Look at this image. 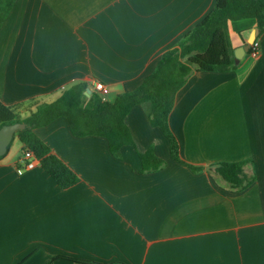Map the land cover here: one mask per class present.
Masks as SVG:
<instances>
[{
  "label": "crops",
  "instance_id": "1",
  "mask_svg": "<svg viewBox=\"0 0 264 264\" xmlns=\"http://www.w3.org/2000/svg\"><path fill=\"white\" fill-rule=\"evenodd\" d=\"M214 4L15 0L0 27V100L24 117L86 81L113 101ZM256 30V56L250 44L234 68L194 70L176 94L169 124L182 159L199 170L171 158L143 104L125 117L135 144L119 155L103 136L74 135L63 116L35 128L77 173L68 187L40 163L18 174L15 136L21 153L0 156V264H264V30L254 18L228 24L234 51ZM150 145L166 164L141 172L139 152ZM247 158L254 179L241 190L207 169Z\"/></svg>",
  "mask_w": 264,
  "mask_h": 264
},
{
  "label": "trees",
  "instance_id": "2",
  "mask_svg": "<svg viewBox=\"0 0 264 264\" xmlns=\"http://www.w3.org/2000/svg\"><path fill=\"white\" fill-rule=\"evenodd\" d=\"M14 2L15 0H0V27ZM245 18H254L259 30L263 31L264 0H215L212 9L200 21L184 33L174 46L162 52L154 69L139 85L120 92L113 101L103 98L98 91L87 95L85 91L89 83L80 81L65 88L55 100L40 103L24 117L14 107L0 100V127L7 123L25 122L26 127L14 135L22 142V150H32L40 159L41 166L57 184L68 187L78 181L77 173L51 152L49 145L36 133L35 128L63 116L74 135L103 136L108 140L111 153L119 155L123 145L135 144L125 117L134 105L143 104L151 123L158 126L168 138L171 158L199 170L200 166L182 159L178 139L169 124V114L177 92L194 70L224 71L236 66L228 24ZM257 41L256 37L254 43ZM139 156L141 172L156 171L166 164V160L155 152L152 145L139 152ZM249 162L251 159L248 158L222 161L217 165L216 171L231 187L241 190L254 179L245 169Z\"/></svg>",
  "mask_w": 264,
  "mask_h": 264
},
{
  "label": "water",
  "instance_id": "3",
  "mask_svg": "<svg viewBox=\"0 0 264 264\" xmlns=\"http://www.w3.org/2000/svg\"><path fill=\"white\" fill-rule=\"evenodd\" d=\"M257 31L258 30H256V32L249 38L248 42L245 45L239 46L235 49L234 52L236 62L242 57L243 53H245L249 49L251 42L254 41L255 36L257 35ZM90 92L91 87H87L85 93L88 95L90 94ZM25 127L26 123L22 121L3 124L0 127V156L4 155L8 151L9 145L12 142L15 133ZM215 166H217V164L208 165L207 169L212 171L213 167Z\"/></svg>",
  "mask_w": 264,
  "mask_h": 264
},
{
  "label": "built area",
  "instance_id": "4",
  "mask_svg": "<svg viewBox=\"0 0 264 264\" xmlns=\"http://www.w3.org/2000/svg\"><path fill=\"white\" fill-rule=\"evenodd\" d=\"M254 41L251 43L250 52L253 56H256L259 53V45L258 41L256 43H254ZM94 86L96 90H102L104 88V84L101 81H96ZM39 163L40 159L34 154L32 150H23L21 158L19 159V163L16 165V171L18 174H22L24 171L37 166Z\"/></svg>",
  "mask_w": 264,
  "mask_h": 264
},
{
  "label": "rangeland",
  "instance_id": "5",
  "mask_svg": "<svg viewBox=\"0 0 264 264\" xmlns=\"http://www.w3.org/2000/svg\"><path fill=\"white\" fill-rule=\"evenodd\" d=\"M17 140H18V139L15 138V139H13L12 142L10 143V146H9V149H8L9 154H10V153H13V152H14V154H15V153H16V154H20V153H21L20 145H18ZM8 151H7V152H8Z\"/></svg>",
  "mask_w": 264,
  "mask_h": 264
}]
</instances>
